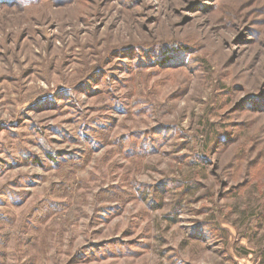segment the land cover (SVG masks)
<instances>
[{"label":"rangeland","instance_id":"1","mask_svg":"<svg viewBox=\"0 0 264 264\" xmlns=\"http://www.w3.org/2000/svg\"><path fill=\"white\" fill-rule=\"evenodd\" d=\"M0 264H264V0H0Z\"/></svg>","mask_w":264,"mask_h":264}]
</instances>
